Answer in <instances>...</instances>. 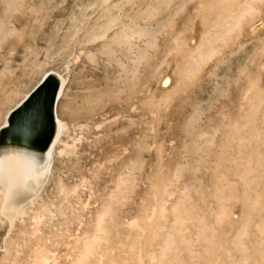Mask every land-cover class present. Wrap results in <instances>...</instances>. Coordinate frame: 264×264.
<instances>
[{
	"label": "rangeland",
	"instance_id": "374dc122",
	"mask_svg": "<svg viewBox=\"0 0 264 264\" xmlns=\"http://www.w3.org/2000/svg\"><path fill=\"white\" fill-rule=\"evenodd\" d=\"M49 76L0 264H264V0H0V129Z\"/></svg>",
	"mask_w": 264,
	"mask_h": 264
},
{
	"label": "water",
	"instance_id": "95a60500",
	"mask_svg": "<svg viewBox=\"0 0 264 264\" xmlns=\"http://www.w3.org/2000/svg\"><path fill=\"white\" fill-rule=\"evenodd\" d=\"M40 81L15 106L0 129V151L18 149L43 154L56 132L55 98L58 82Z\"/></svg>",
	"mask_w": 264,
	"mask_h": 264
},
{
	"label": "bare ground",
	"instance_id": "6f19581e",
	"mask_svg": "<svg viewBox=\"0 0 264 264\" xmlns=\"http://www.w3.org/2000/svg\"><path fill=\"white\" fill-rule=\"evenodd\" d=\"M59 88L56 93L55 104ZM57 122V119H56ZM57 128L51 144L55 140ZM51 144L43 154L7 149L0 151V176L16 181L21 187L36 181L37 177L49 169L52 160Z\"/></svg>",
	"mask_w": 264,
	"mask_h": 264
},
{
	"label": "trees",
	"instance_id": "16d2710c",
	"mask_svg": "<svg viewBox=\"0 0 264 264\" xmlns=\"http://www.w3.org/2000/svg\"><path fill=\"white\" fill-rule=\"evenodd\" d=\"M52 81V78L51 77H48L46 80H45V84H48L49 82Z\"/></svg>",
	"mask_w": 264,
	"mask_h": 264
},
{
	"label": "clouds",
	"instance_id": "9594fccd",
	"mask_svg": "<svg viewBox=\"0 0 264 264\" xmlns=\"http://www.w3.org/2000/svg\"><path fill=\"white\" fill-rule=\"evenodd\" d=\"M4 181L0 179V186H3Z\"/></svg>",
	"mask_w": 264,
	"mask_h": 264
}]
</instances>
